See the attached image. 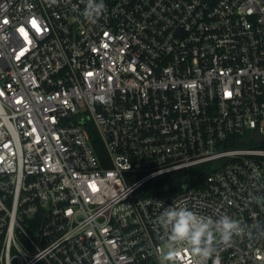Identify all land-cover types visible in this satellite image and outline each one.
<instances>
[{"label": "built area", "instance_id": "built-area-1", "mask_svg": "<svg viewBox=\"0 0 264 264\" xmlns=\"http://www.w3.org/2000/svg\"><path fill=\"white\" fill-rule=\"evenodd\" d=\"M104 4L0 0V264H159L170 205L264 264V0Z\"/></svg>", "mask_w": 264, "mask_h": 264}, {"label": "clouds", "instance_id": "clouds-1", "mask_svg": "<svg viewBox=\"0 0 264 264\" xmlns=\"http://www.w3.org/2000/svg\"><path fill=\"white\" fill-rule=\"evenodd\" d=\"M56 0H52L55 3ZM105 9L104 0H87L84 15L96 17ZM158 223L163 228L164 239L159 264H184L185 253L191 254L190 264H204L212 254L213 244L219 241L228 244L235 235L244 232L240 221L228 215L219 219L198 215L180 206L170 205L158 217Z\"/></svg>", "mask_w": 264, "mask_h": 264}, {"label": "trees", "instance_id": "trees-1", "mask_svg": "<svg viewBox=\"0 0 264 264\" xmlns=\"http://www.w3.org/2000/svg\"><path fill=\"white\" fill-rule=\"evenodd\" d=\"M94 136V140L97 141V138L95 137V135L93 134ZM198 173V175H200L201 179L205 177V174L206 172H204L203 170L199 169L198 171H196Z\"/></svg>", "mask_w": 264, "mask_h": 264}]
</instances>
